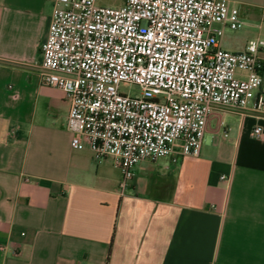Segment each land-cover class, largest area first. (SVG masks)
<instances>
[{
	"label": "crops",
	"instance_id": "0c3cea01",
	"mask_svg": "<svg viewBox=\"0 0 264 264\" xmlns=\"http://www.w3.org/2000/svg\"><path fill=\"white\" fill-rule=\"evenodd\" d=\"M231 1L250 37L222 47L238 53L264 36V0ZM54 3L0 0V264H264V114L218 106L199 157L142 161L122 192L42 82Z\"/></svg>",
	"mask_w": 264,
	"mask_h": 264
},
{
	"label": "built area",
	"instance_id": "2783aa9c",
	"mask_svg": "<svg viewBox=\"0 0 264 264\" xmlns=\"http://www.w3.org/2000/svg\"><path fill=\"white\" fill-rule=\"evenodd\" d=\"M122 2L55 0L41 79L67 94L71 147L112 158L123 192L142 161L177 148L199 157L218 106L264 114V36L242 52L222 47L227 29L247 26L231 0ZM125 82L141 94L122 93Z\"/></svg>",
	"mask_w": 264,
	"mask_h": 264
},
{
	"label": "rangeland",
	"instance_id": "374dc122",
	"mask_svg": "<svg viewBox=\"0 0 264 264\" xmlns=\"http://www.w3.org/2000/svg\"><path fill=\"white\" fill-rule=\"evenodd\" d=\"M99 4L112 7H119L123 4V2L122 0H99ZM226 32L227 36L231 34L239 37L241 36L244 39L250 37L248 26H245L243 29L238 31L227 29ZM120 89L122 93L127 94L131 97L139 96L141 94V89L139 86L127 82L122 83Z\"/></svg>",
	"mask_w": 264,
	"mask_h": 264
}]
</instances>
